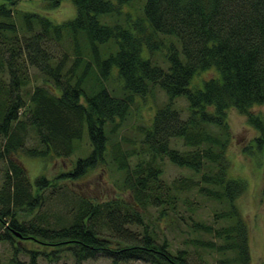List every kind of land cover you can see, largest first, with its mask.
Segmentation results:
<instances>
[{
  "label": "trees",
  "instance_id": "1",
  "mask_svg": "<svg viewBox=\"0 0 264 264\" xmlns=\"http://www.w3.org/2000/svg\"><path fill=\"white\" fill-rule=\"evenodd\" d=\"M17 1H0V241L12 251L1 264H40V254L60 264L64 251L74 264H250L238 204L247 181L230 173L227 115L246 114L264 150V114L252 110L264 103V0H72L76 13L62 21ZM209 68L218 74L192 81ZM157 88L166 100L129 135L134 106ZM85 132L88 152L57 177L113 166L127 198L73 200L45 173L30 180L21 154L70 157ZM166 159L187 172L164 177ZM49 184L64 211H40Z\"/></svg>",
  "mask_w": 264,
  "mask_h": 264
},
{
  "label": "rangeland",
  "instance_id": "2",
  "mask_svg": "<svg viewBox=\"0 0 264 264\" xmlns=\"http://www.w3.org/2000/svg\"><path fill=\"white\" fill-rule=\"evenodd\" d=\"M3 1V0H0ZM17 6L21 9H36L48 14L51 18L62 21L72 17L76 13V7L72 0H61L60 4L55 7H48L45 0H18ZM101 19H105L101 16ZM68 39L66 44L68 45ZM115 70V69H114ZM218 72L214 68H209L197 73L193 82L202 86L204 78L217 75ZM118 80L112 75L108 80L109 86H118ZM156 91V92H155ZM164 91L160 88L154 89L152 94H149L146 101H139L138 107L134 106L133 116L128 121L125 131L129 135L137 132V125L141 119L145 122L148 121L151 113L155 110V105H159L166 100ZM177 106L187 115V101L184 97L176 98ZM152 107L154 109H152ZM254 112L264 114V103L253 106ZM227 120L229 129L231 131V142L228 147L227 154L231 160V175L239 176L247 181L245 192L238 198V204L241 208L242 214L245 217L249 226V248L251 253L250 264H264V150L257 148L255 143L258 131L248 123L246 114L242 113L237 107L228 109ZM89 139L86 135L78 143V147L70 157H57L48 156L32 157L29 155L21 154V161L26 167L27 173L31 181L40 173H45L50 181H57L60 188L59 191L65 192L69 199H77V194H82L92 199L104 200L106 198H115L122 196L127 198L129 192L120 188L118 183L121 180V172L113 166L98 165L96 168L90 170L86 175L78 179H69L65 177H57L63 171L73 166L76 158L81 154H86L89 150ZM176 145H181L176 142ZM4 163L0 160V177L3 175ZM114 168V169H113ZM187 172V169L179 166L170 160L166 159L164 164L163 176L170 179L182 173ZM53 190V191H52ZM50 184L44 188L43 195L45 202L40 208V211L48 210V214H52L55 210L65 209V200L61 201L58 197L59 191ZM205 206L201 208L203 215H210L211 200H204ZM24 215V214H23ZM140 230L139 227H134ZM142 228V227H141ZM168 238L175 239V231H165ZM162 235V234H161ZM181 238V236H179ZM30 246L39 249L44 246L41 243L30 240ZM180 241V239H179ZM178 241V243H179ZM38 244V245H33ZM40 245V246H39ZM191 253L195 260L201 261L205 253L190 248ZM68 252L64 251L61 257L60 264H74L73 258L66 255ZM12 254L11 247L7 242L0 241V264L2 261L7 260L9 255ZM20 259L29 260V255L25 252L18 253ZM38 262L40 264H50L48 259L40 254L38 255ZM84 264H115L111 258L104 256H97L96 258H88ZM116 264H153L143 260H130Z\"/></svg>",
  "mask_w": 264,
  "mask_h": 264
}]
</instances>
